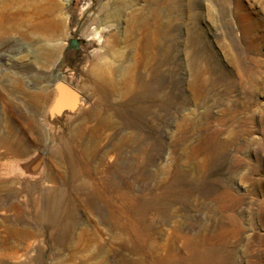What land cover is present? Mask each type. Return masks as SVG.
<instances>
[{"label":"rangeland","instance_id":"374dc122","mask_svg":"<svg viewBox=\"0 0 264 264\" xmlns=\"http://www.w3.org/2000/svg\"><path fill=\"white\" fill-rule=\"evenodd\" d=\"M0 264H264V0H0Z\"/></svg>","mask_w":264,"mask_h":264},{"label":"water","instance_id":"95a60500","mask_svg":"<svg viewBox=\"0 0 264 264\" xmlns=\"http://www.w3.org/2000/svg\"><path fill=\"white\" fill-rule=\"evenodd\" d=\"M72 48H77L79 43L72 39L70 42ZM49 83L52 85L57 94L53 105L49 108L48 113L50 117L63 114L65 112H72L77 108L79 98H84L78 90L68 84L63 76L59 73H53L50 76ZM43 165L41 155L36 154L28 157L27 161L15 164L14 170L20 175H36Z\"/></svg>","mask_w":264,"mask_h":264},{"label":"bare ground","instance_id":"6f19581e","mask_svg":"<svg viewBox=\"0 0 264 264\" xmlns=\"http://www.w3.org/2000/svg\"><path fill=\"white\" fill-rule=\"evenodd\" d=\"M106 22H105V20H101V22L99 23V26H102V25H104V27H100L101 29H103V28H107V27H109L108 25H106L105 24ZM160 28H162V27H160ZM162 30V29H161ZM159 33V36H160V38H161V36L163 37V33L160 31V32H158ZM166 37V36H165ZM160 42V41H159ZM106 222H108L109 224H112L113 226H119V223H117L116 222V220H115V218L113 217V215H112V213L110 212V214H109V216H108V218L106 219ZM121 227V226H120ZM124 227V226H123ZM125 228V227H124ZM126 229V228H125ZM170 252V251H169ZM176 254V253H175ZM170 255V254H169ZM172 255V254H171ZM174 255V254H173ZM171 257V256H170ZM177 257V256H176ZM172 258V257H171Z\"/></svg>","mask_w":264,"mask_h":264}]
</instances>
